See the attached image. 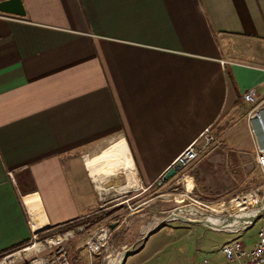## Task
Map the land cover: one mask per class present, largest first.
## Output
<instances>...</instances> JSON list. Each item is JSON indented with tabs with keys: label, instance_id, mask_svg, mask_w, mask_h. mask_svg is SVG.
Returning <instances> with one entry per match:
<instances>
[{
	"label": "crops",
	"instance_id": "1",
	"mask_svg": "<svg viewBox=\"0 0 264 264\" xmlns=\"http://www.w3.org/2000/svg\"><path fill=\"white\" fill-rule=\"evenodd\" d=\"M20 1L0 12V252L87 215L115 171L156 185L205 128L261 173L264 0Z\"/></svg>",
	"mask_w": 264,
	"mask_h": 264
},
{
	"label": "rangeland",
	"instance_id": "2",
	"mask_svg": "<svg viewBox=\"0 0 264 264\" xmlns=\"http://www.w3.org/2000/svg\"><path fill=\"white\" fill-rule=\"evenodd\" d=\"M209 134L214 137L211 132ZM214 139L217 144L213 143L204 150L186 169V175L191 177L185 178L187 185L177 175L172 176L167 183L159 181L156 185L142 189L139 183L136 187L127 184L124 172L118 170L100 183L101 189L94 187L95 203L87 215L110 211L101 218L94 219L87 227L82 224L72 227L73 235L66 242L68 257L72 263L109 264L124 250L129 249L124 261L117 264H202L203 259L209 264H224L226 258L219 251L223 243L237 237L246 246H251L255 240L259 218L251 225L230 231L213 230L201 223L204 217L190 215L186 211L180 212V217L170 216L179 207L186 210L196 208L212 215L200 203L211 205L220 200L227 202L235 195L253 190L261 199L264 179L249 164L248 158L253 152H240L237 155L238 153L222 151L221 143ZM235 154L237 160L233 158ZM201 158L205 161L204 169L198 170L202 178L196 179L195 165ZM102 227L108 229L103 240L104 247L100 253L89 256L84 241ZM35 247L37 245L24 251H17L19 248L2 255L0 264L5 256L15 251L17 252L10 257H20L26 250Z\"/></svg>",
	"mask_w": 264,
	"mask_h": 264
},
{
	"label": "built area",
	"instance_id": "3",
	"mask_svg": "<svg viewBox=\"0 0 264 264\" xmlns=\"http://www.w3.org/2000/svg\"><path fill=\"white\" fill-rule=\"evenodd\" d=\"M242 98L248 103H254L255 98L253 88L246 89L242 94ZM247 116L248 118L255 119L261 130L262 145L256 146L255 148V161L258 164L261 175L264 179V129L260 117V107H254L248 112ZM213 143L217 144V141L209 134V130L207 128L203 129L197 137L190 141L174 157L166 169L171 168L174 172L172 176L178 175L179 178L187 185L188 181L185 178L191 177L186 175V169L198 159L204 150H207L210 146H212ZM162 174L159 175L158 180L160 182H165L162 178ZM231 199L237 200L235 206L229 205ZM260 202L261 199L257 196L255 190H253L235 195L227 202L220 200L211 205L204 203H200V205L207 208L210 211V214L229 216L238 211H245L252 208L255 209ZM259 219L260 222L255 232V240L251 246H245L244 242L237 237L230 239L220 246L219 251L224 255L228 262H236L237 264H264V211ZM249 224L251 225L252 223L247 222L244 225ZM58 227L59 226L51 229L31 232L29 241L17 251L34 245H37V247L23 253L20 257H10L12 254L17 252L15 251L5 256L3 260H1V264H73L68 257L66 242L72 237L74 229L69 228L60 232L56 231ZM234 229L236 228L223 230L232 231ZM51 230V234L41 237L43 234H46ZM107 231L108 229L106 227H102L86 238L84 246L87 249L89 256L98 254L103 249V243H105L103 240L106 237ZM203 264H207V262H203Z\"/></svg>",
	"mask_w": 264,
	"mask_h": 264
},
{
	"label": "water",
	"instance_id": "4",
	"mask_svg": "<svg viewBox=\"0 0 264 264\" xmlns=\"http://www.w3.org/2000/svg\"><path fill=\"white\" fill-rule=\"evenodd\" d=\"M0 12L13 14L16 16H22L24 11L20 0H0ZM174 174L171 168H167L162 174L163 180L171 177ZM264 211V192L261 197L260 204L255 207V209L243 210L233 213L229 216H220L221 219L219 222L211 224L208 221L201 222L204 225L213 228V229H233L238 228L244 225L247 222L253 223L256 219H258ZM170 216L173 217V213H170ZM112 227V225H109ZM150 233V231L148 232ZM147 233V234H148ZM129 254V249L124 250L122 257L120 259V263L124 261L126 256Z\"/></svg>",
	"mask_w": 264,
	"mask_h": 264
},
{
	"label": "trees",
	"instance_id": "5",
	"mask_svg": "<svg viewBox=\"0 0 264 264\" xmlns=\"http://www.w3.org/2000/svg\"><path fill=\"white\" fill-rule=\"evenodd\" d=\"M110 210H108V211H105V212H101V211H99V212H95V213H92V214H89V215H86V216H84V217H79V218H77V219H73V220H71V221H69V222H66V223H63L62 225H60L57 229H56V231H60V232H62V231H64V230H66V229H68V228H72V227H74L75 225H77V224H82V225H84L85 227H87L92 221H94V219H99V218H101L102 216H104V214L106 213V212H109ZM52 233V230L51 231H48L46 234H43L42 235V237H44V236H46V235H49V234H51ZM26 243H24L23 245H18V246H16V247H12V248H10V249H7V250H5V251H2V252H0V256H2V255H5V254H7V253H9V252H11V251H14V250H16V249H19V248H21L22 246H24Z\"/></svg>",
	"mask_w": 264,
	"mask_h": 264
},
{
	"label": "bare ground",
	"instance_id": "6",
	"mask_svg": "<svg viewBox=\"0 0 264 264\" xmlns=\"http://www.w3.org/2000/svg\"><path fill=\"white\" fill-rule=\"evenodd\" d=\"M236 202H237V200L231 199L230 202H229V205L230 206H235L236 205ZM212 209L214 210L213 207H212ZM183 211H186L190 215H194V216H196V215L198 216L199 215V216H202V217H204L203 220H202L203 222L204 221H208V222H210L211 224H214V225H215V223L219 222V220L221 219V217L218 216V215H216V214L215 215H213V214L212 215H208V214H205V213L199 211L196 208H189V209L186 210V209L181 208V207L176 208L174 211H172L173 217H180V214L179 213L180 212H183ZM32 247H34V246H32ZM32 249L33 248L28 249L24 253H26L27 251L32 250ZM22 250L24 251V249H22ZM122 254L123 253L119 254L118 257H116L113 260H111L109 262V264H117L120 261V259L122 257Z\"/></svg>",
	"mask_w": 264,
	"mask_h": 264
}]
</instances>
